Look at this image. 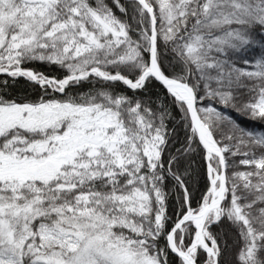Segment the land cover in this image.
<instances>
[{"label": "snow or ice", "instance_id": "1", "mask_svg": "<svg viewBox=\"0 0 264 264\" xmlns=\"http://www.w3.org/2000/svg\"><path fill=\"white\" fill-rule=\"evenodd\" d=\"M0 264H264V0H0Z\"/></svg>", "mask_w": 264, "mask_h": 264}]
</instances>
